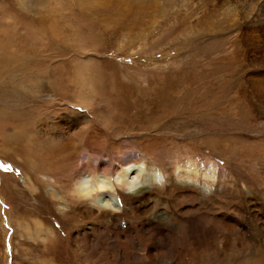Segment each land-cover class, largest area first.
Masks as SVG:
<instances>
[{
	"label": "rangeland",
	"instance_id": "rangeland-1",
	"mask_svg": "<svg viewBox=\"0 0 264 264\" xmlns=\"http://www.w3.org/2000/svg\"><path fill=\"white\" fill-rule=\"evenodd\" d=\"M3 1L8 2V6ZM97 1L0 0V43L6 42L4 45L8 48L27 54L17 56L18 62H10V67H13L11 74L3 69L0 62V80L7 82L6 79L10 78L11 82L19 83L20 88L22 85L25 89L24 94L13 93L10 88H6L8 92L0 91V109L6 108V114H18L40 106L44 110L43 119L55 112L57 114L52 116L62 115L67 121L76 122L85 135L94 137V145L85 141L83 148H92V153L94 151L98 162L102 163L98 170L100 175L96 174L102 180L108 177L101 172L104 169L113 172L122 158H146L158 165L164 175L192 156L202 165L214 162L222 173V193L211 195L198 207L203 213L201 217L207 216L215 223L221 215L238 216L234 206H243L244 187L254 190L264 204L263 182H260L264 181L262 164L257 163L250 169V162L239 165L240 160L234 159L233 154L238 148H260L264 145V111H254L253 117L247 114L246 109L241 108L244 113L240 109L246 102H264L257 99L250 87H243L245 95L243 88L226 85L224 82L228 77L224 78V70L219 67L229 62L226 53L232 49L230 41L223 39L237 29L243 32L244 48L247 50L243 68L252 67L253 55L264 57V22L261 17H252L262 0H211L208 8L205 6L207 0H101L98 8L88 15L85 8L94 7ZM225 1L228 3L221 8ZM23 2L35 12L25 10L23 13ZM103 7L105 11L102 12ZM121 7L126 15L122 22L126 23L143 9L144 13L139 14L143 24L130 28L129 32L127 28H121L122 22L111 21L112 13ZM79 9L85 10L78 15L75 11ZM35 13L47 18L45 22L52 28L55 26L54 32L56 29L59 31L55 42L50 44L46 36L37 35L39 27L33 19L39 17ZM208 14L213 17V25L206 23ZM14 16L24 18L18 27ZM50 16H55L51 22L48 21ZM56 17L58 23L54 22ZM222 18L227 20L221 22ZM259 24L262 26L258 27ZM250 25L254 26L253 29L244 31ZM145 29L149 30L148 33L139 35ZM134 30L136 32L132 35ZM137 33L138 37L135 36ZM208 44L217 48L208 51ZM4 55L0 54V58ZM41 73L47 74L45 78L52 77L56 89L50 91L44 86L39 94L27 92L30 89L27 77L30 76L31 83L36 86L38 83L33 78ZM44 76H38L39 80L44 81L41 80L45 79ZM169 89L181 92L179 97H175L178 102L171 103L174 106H168L160 99L161 92ZM81 93L88 98L85 103L78 100ZM204 94H208L207 97L202 96ZM215 95L223 105V111L216 106L205 105ZM12 97L15 98L12 100ZM200 104L203 110H198ZM194 107H197L198 114ZM162 108L170 115L167 112V118L165 116L163 121H159L157 117L164 115L160 114L164 110ZM50 119L46 117L44 120L48 122ZM240 120L247 122L240 125ZM9 126L0 128V264H209L205 260L211 258L209 250L220 247L219 243L218 246L210 244L207 246L209 250L206 248L200 252L197 249L199 245L186 232V225L178 230H167L162 243L157 245L154 236L158 234L154 230V222L145 213L146 209H141L139 215L125 206L117 219L106 223L104 212L94 205L92 207L86 200H75L72 196L75 180L81 174L87 177L90 171L88 166L82 167L86 158L80 146L78 157L65 161L60 168L52 166L59 156L46 157L48 166L54 169L51 168V172L59 181L58 185H53L52 179L44 172L37 174L40 181L48 179L40 183L41 187L30 184L27 182V176L32 173L28 163L30 154L21 150L3 151L5 142L1 133L10 131ZM88 128L91 130L86 132ZM64 131L66 134L73 128H64ZM211 136L221 142L222 149L213 148L208 143ZM92 167L91 171H94V162ZM51 191L54 197L49 195ZM176 191L160 187L156 193L159 202L170 201V205L165 204L168 208L164 207L167 212L178 211L189 204L186 200L175 199L172 193ZM123 202L128 200L123 197ZM148 248H151L150 253H155V259L149 258ZM258 252L254 253L256 259L251 264H264V253Z\"/></svg>",
	"mask_w": 264,
	"mask_h": 264
},
{
	"label": "bare ground",
	"instance_id": "bare-ground-1",
	"mask_svg": "<svg viewBox=\"0 0 264 264\" xmlns=\"http://www.w3.org/2000/svg\"><path fill=\"white\" fill-rule=\"evenodd\" d=\"M262 1L260 4V7H258L255 10V12L252 14V17L253 18H255L257 16L261 17V19H263V22H264V2L262 3ZM98 3L101 4V0H98L96 3H94V7L85 8L88 11V13H87L88 15L91 14V11L93 9L95 11L96 8H98ZM210 3H211V0L205 1V6L207 8L210 7L211 6ZM226 3H228V1L223 2L222 5H220V7L225 8V6H223V5H225ZM3 4L8 6V2L6 3L3 1ZM20 5H21V3H20ZM21 6H25L24 10L22 11L23 13L25 10H27V11L33 10V9L29 8L28 7L29 5H27L26 3L22 4ZM138 7H140V6H138ZM104 8L105 7L101 8L100 11H102V12L105 11ZM50 9L48 10L49 12H50ZM85 9H79V10L75 11V13L79 15L80 12L84 11ZM43 10H45V9H43ZM223 10H225V9H223ZM33 11L35 12V10H33ZM106 12H108V11H106ZM40 13H42V12H40ZM141 13H144L143 9H141L138 13H136L132 17V19H130V21H128L127 23L122 22V19L125 18L126 15H125V10L121 7V8H118L116 12L112 13L113 17H111V21L117 20L119 23L122 22L121 28L122 29L127 28L130 32L131 31L130 28L140 27L141 24H143V22H141V19H140L141 17L139 18ZM25 14H27V13H25ZM108 14H109V12H108ZM112 14H111V16H112ZM121 14H124L125 16L122 17ZM35 15H37V14L35 13ZM44 17H46V16H44ZM54 17L55 16H50L49 18H51V20L48 18V21L51 22L54 19ZM105 17H107V16H105ZM21 18L22 19L15 17V19L18 20V21L15 20V22H17V23L14 22L15 24H17L16 27H18V24L20 22L24 21V18L23 17H21ZM29 19H31V18H29ZM46 20H47V18L45 19L43 17L33 19V21L39 27V31H38L37 35L46 36V38L48 40L47 42L51 44V42H55L56 41L55 39L58 38V32L59 31L56 29V32H54L55 26H53V28H52V25H48L49 23L47 24V22H45ZM226 20L227 19L224 20V18H222L220 21L223 22ZM54 22H57V17L55 18ZM212 22H213V17L211 16V14H208V16L206 17V23L208 25H211V24L213 25L214 23H212ZM25 24L27 25L28 23H25ZM30 24H32V23H30ZM114 24L118 25L115 22H114ZM59 25H60V22H59ZM144 25H142V26L144 27ZM260 26H262V24H259L258 27H260ZM210 27H212V26H210ZM253 27H254L253 25H250L244 31H249V30L253 29ZM231 28L232 27H230V29ZM36 29H38V28L36 27ZM117 29H119V28H117ZM214 29H215V27H214ZM30 30H32V29H30ZM114 30L116 31V29H114ZM208 30H211V28ZM119 31H121V30L119 29ZM148 31H149L148 29H145L139 35L144 36V33H146V32L148 33ZM34 32H36V31H34ZM129 32H126V33H129ZM135 32L136 31L134 30L132 32L133 33L132 35H134ZM242 33H243L242 31L237 29V30H235V32H233V34L230 35V37L223 39V41H226V40L230 41V46L232 47V49L227 51V53H226L227 54L226 57L229 60V62H226L222 66H219L220 68H223L221 70H224V73H225L224 78L228 77V79H225L224 83L228 86H237L240 88L250 87V88H252L251 90H253L255 96L257 95V97H258L257 99H260L261 102H264V96H263L264 95V64H263L264 63V61H263L264 57L253 55V60L251 61L252 67L250 69L243 68V67H245V64H243V61L245 60L244 57H246L247 50L244 48V41L242 39ZM129 35H131V34H129ZM137 35H138V33L135 36H137ZM19 36L21 37V35H19ZM24 36H26V35H24ZM212 36H214V35H212ZM212 36H211V38H212ZM6 37H7V35H6ZM11 38H12V36L10 37V39ZM26 38L28 39V37H26ZM101 39H102V37H101ZM16 40H17V38H16ZM32 41L33 40H31L30 43ZM43 41H44V39H43ZM4 43H6V42L0 43V54H5L4 57L0 58V62L3 64V69L5 68V70L9 74H11V73H13V69H12L13 67H10V62H18L19 60L16 61L17 56H20V55L25 56L27 54H25L23 51L19 52V49L17 51L16 49L14 50V49L8 48L6 45H4ZM214 47L217 48V46H214V45L211 46L208 44V51L211 50L210 48L213 49ZM23 49H25V48H23ZM27 58H29V57H27ZM23 59H26V58H23ZM251 64H250V66H251ZM22 65H23V63H22ZM76 73H78V72H76ZM37 74H39V73H37ZM44 75L46 76L47 74L41 73V75H36L33 78V80L35 79L38 83V85H36V86L31 83L32 78L30 76L27 77V81L29 82L30 89H28L26 91L29 93H33V94L34 93L39 94V93H41V89L44 88V86H47L48 87L47 89H49L50 91L53 90L56 87V84H54V82H52L53 81L51 79L52 77L51 78L50 77L45 78ZM38 76L39 77L44 76L45 79H41L44 81H40L39 80L40 78ZM76 78H78V77H76ZM8 79H10V78H8ZM8 79H6L7 82H2L0 80V83H3V85H0L1 86L0 87L1 92H4V91L8 92V90L6 88H10L11 92L13 91V93H17V94H24L25 93V91H24L25 89L23 88L22 85L20 88L19 83H15L14 81H13L14 82L13 83V82H11V79H10V81H8ZM6 83L9 86L4 87V85H7ZM98 86H100V85H98ZM115 89H117V88H115ZM99 90H101V89H99ZM113 90L114 89H112V91ZM184 91H182V92H184ZM241 91H242V89H241ZM89 92L91 93V90H89ZM127 92H128V89H127ZM242 92H244V88H243ZM122 93H124V92H122ZM122 93H121V95H122ZM180 93L181 92H176V91H173L172 89H169L167 91L163 90L161 92L162 95L160 96V99L162 101H164L168 106H174V104L172 105L171 103H177L178 102L176 100V98H177L176 96H178ZM191 93L194 94L193 89H192ZM244 94H245V92H244ZM206 95H208V94H204L202 96L207 97ZM245 95H247V94H245ZM13 98H15V97H12L11 99L13 100ZM78 98H79L78 100L80 101V103H85L86 100H88L85 93H81V95ZM182 98H181V100H182ZM186 98H188V97H186ZM251 98L253 99L254 97H251ZM246 99H247V97H246ZM257 99H256V101H258ZM18 100H19V98H18ZM158 100H155V102H157ZM251 100H248V101L250 102ZM25 101H27V100H25ZM254 102H255V100H254ZM254 102H250V103L246 102V104H242L240 106V109L241 108H244V110L246 109V111L248 112L247 113L248 115L255 117L254 115H252V113L254 111L259 112L260 109L262 111H264V108H263L264 104L263 103H256V102H255L256 103L255 104ZM12 103H14V101ZM158 103H159V101H158ZM20 105H21V103H20ZM162 105L165 107L164 104H162ZM205 105H208V107L216 106V109H219L222 111L224 110L223 105L221 103H219L218 96L216 97V95H215V98L210 103H207ZM261 105H263V106H261ZM2 106H4V105H2ZM24 106L25 105H23V107ZM168 106H166V107H168ZM199 106L200 107H198V110L203 108L202 104H200ZM151 107H153V105ZM156 108H157V106H156ZM1 109H0V128L5 129L6 126L10 125L9 127L11 129L8 132L6 130H4L1 133V135L4 138L3 142H5V149L3 151H7L8 149L10 151L21 150L23 153H25L27 155L30 154V156H29L30 162L28 161V163L31 166L30 170L32 173H31L30 177L27 173L28 179L26 178L27 180H29L27 182H30V184L32 183V185H37V186L41 187L42 185L40 183H43L45 178L42 179V181H40L41 179L38 178L37 174L39 172H41V173L44 172V174H46L47 177L51 178L52 182L55 183V184L52 183L53 185H56V184L58 185L59 181L54 177L53 173L51 172L52 167H50V165L48 166L46 157H53L54 155L57 157L59 156V158H57V160L54 159L52 166L57 165L60 168V167H63V165H65L64 164L65 161H68L70 158L78 157L76 155H78V153H79L80 148H78V146H80L81 149L84 150L83 156H84V158H86V160L83 159L86 162L84 163V161H83L84 164L82 165V167L88 166L90 168V171H88L87 177L82 176V174H81L78 178L76 177L77 179L75 180V182L73 181L74 183H73V187L71 190V192L73 193L72 196L75 197V200L76 199L86 200L89 205H91L92 207L94 205L96 207V209L104 212L105 213L104 221L106 223L111 222L113 219H117V217L119 216L118 213L123 211L125 206H126V208L130 209L134 213H136V212L139 213L141 209H146L145 213L148 215L147 217L150 218V221L154 222V224H153L154 230H155L156 234L159 235V236L158 235L154 236V237H156L155 242L157 243V245L162 243L164 233L167 230H173V229L178 230L182 226L186 225V227H187L186 232L188 233L190 238H193L195 240L196 245L197 246L199 245L197 249L200 252L202 249H206L207 246L210 244H214L215 246H218V243H219V245H220L219 248L215 247V248H211L210 250L207 248L210 252L209 255L211 256V258L206 259L204 257V255L201 256V257L205 258V260H207L206 262L209 264H251L252 261L256 259L255 255H254L255 252L260 251V252L264 253V204L258 198L259 196L258 197L256 196V192L254 190H252L250 188H245V187L242 189L243 206H239L240 204L234 206L236 209V212L238 213V216H236V215H221L219 218H217L216 223L214 222L215 220L212 221V220L208 219L207 216L204 218L201 217L202 216L201 214H203V213H201L199 211L201 209H199L198 205L205 203V200H207L211 195H213V194L216 195L217 193H220L223 190V184L220 181L222 173L219 172V170H218L219 166L217 164H215L214 162L211 161V162H208V164H206V165H202L198 162L197 159H193V156H192V158L191 157L187 158L188 156L187 157L184 156L187 158L185 161L180 162L173 171H169L167 174L164 175L158 165H154L152 162L148 161L146 158L145 159L139 158V157L137 158V156L135 158H129V159L122 158L118 161V166L113 168L114 169L113 172H110L107 169H104L101 172L102 174H104L108 177L107 179L104 180V178H103V180H102V179H99L96 177V174L97 175L99 174L98 170H99V167L102 163L100 164L98 162L97 156L94 153V151L92 153V148H91V150L86 148V147L83 148V146H84L83 144L85 141H89L91 145H94V137L92 135H90V138H89L87 135H85L84 134L85 131L82 130L83 128L79 129L76 122H74V121L72 122V120L67 121L66 118L63 117L62 115L61 116L60 115L52 116V115L57 114L55 112H53L52 115L51 114L45 115L47 118H49V119L51 118L47 122V121H45L46 117L44 116L45 120L42 117V115H44V113H43L44 110L42 108H40V106L28 108L26 110L21 111L20 113L18 112V114L17 113L6 114L4 111H7V109L6 108L5 109L3 108L4 110H1ZM162 109H164V108H162ZM181 109H183V108H181ZM189 109H190V107H189ZM194 109H195V107H194ZM196 109H197V107H196ZM196 109H195V113H197ZM191 110H190V112H191ZM213 110H215V109H213ZM241 111H242V109H241ZM150 112H152V111H150ZM167 112L169 114L168 110H167ZM167 112H166V109H164L163 112H160V114H164V115H162L161 117H157V119H159V121H163ZM188 112H189V110H188ZM262 113H264V112H262ZM216 114H217V112H216ZM173 115H175V114H173ZM166 118H167V116H166ZM185 120H186V118H185ZM262 120H263V118H262ZM83 121L85 123L87 122V120H83ZM180 121H181V119H180ZM188 121H189V119H188ZM188 121H187V123H188ZM170 122H172V121H170ZM246 122L247 121L241 122V120H240L239 123L241 125V123H246ZM208 123H206V124H208ZM186 125L189 126V123ZM212 125H214V124H212ZM84 126H86V124H84ZM179 126H180V124H179ZM192 127H193V124H192ZM207 127H206V129H208ZM64 128H67V129L73 128V131L65 134ZM170 128H171V126H170ZM209 128H211V126H209ZM236 128H239V127H236ZM85 130L87 132L88 130H91V129L88 128ZM94 131L95 130H93V132ZM89 132H91V131H89ZM208 143L211 144L213 148L220 147V149H222L221 142L218 141L217 138H214V137L210 138ZM21 151H19V152H21ZM233 154H234V159L240 160L238 162L239 165H241V162L247 161V162L251 163L250 169H253V167L257 163L262 164V166L264 168V145H262L260 148H258V146H253V147H249L246 149H245V147L238 148L233 152ZM259 155L261 156V158H259ZM100 156H102V155H100ZM81 159L82 158H80V161H81ZM27 160H28V158H27ZM45 160H46V162H45ZM176 160H177V158H176ZM252 160L255 162V164H253V165H252ZM77 161L78 160H76V163H77ZM93 162H94V171H91L92 170L91 168H93L92 167ZM43 163H44L43 166H39ZM110 167H112V166L110 165ZM239 167H242V166H239ZM45 171H50V173L49 172L46 173ZM33 173H34V176H33ZM263 174H264V169H263ZM102 177H103V175H102ZM256 179H258V178H256ZM47 180L48 179H45V181H47ZM260 182L261 183L263 182L262 183L263 184L262 185V187H263L262 192L264 193V181H260ZM47 185L50 186V184H47ZM160 187H162V188L165 187V189H167V190L168 189L177 190L176 192H174V194L172 193L173 197L175 199H177L178 201L186 200L189 204H186L184 206L185 208H181L178 211L167 212L166 211L167 209L165 210L164 207L167 204H169L170 201L168 202V200H167L166 202L164 201L163 203H161V202H159V200L156 197V193H157L158 189H160ZM49 195L54 197V192L51 191L49 193ZM123 197L126 200H128V202H123ZM197 199H198V202H196ZM58 201L62 202L63 200H58ZM139 215H140V213H139ZM50 230L51 229L49 228V231ZM148 231H152V230H148ZM148 249L149 250H147V253H149V258L155 259L156 258L155 253H150L151 248H148ZM260 252H258V253H260Z\"/></svg>",
	"mask_w": 264,
	"mask_h": 264
}]
</instances>
